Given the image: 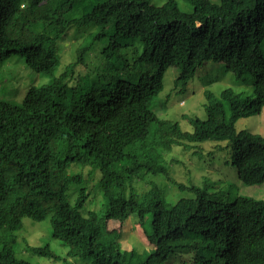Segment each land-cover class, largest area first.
<instances>
[{
  "label": "trees",
  "instance_id": "1",
  "mask_svg": "<svg viewBox=\"0 0 264 264\" xmlns=\"http://www.w3.org/2000/svg\"><path fill=\"white\" fill-rule=\"evenodd\" d=\"M182 1L190 13L181 12L177 0L160 6L102 0L69 18L80 0H0V65L17 54L27 69L50 78L28 87L20 103L0 98V264H31L16 256V233L23 219L47 217L52 237L69 247L68 258L90 264H133L134 258L137 264H160L175 255L184 256L182 264H264V201H223L211 184H181L164 160L134 151L152 124L166 125L168 142L188 150L227 141L231 156L225 164L238 180L264 182V137L235 128L264 108V0ZM90 26L96 28L90 41L56 75L60 38ZM135 41L144 47L142 55L104 73ZM99 42L100 66L77 72ZM208 61L223 64L237 80L253 78L255 97L207 92L206 118L190 119L191 132L159 119L150 103L163 90L165 72L179 68L176 80L185 86ZM139 66L147 69L129 82L126 71ZM147 177L162 183L151 181L140 192ZM170 186L186 196L169 201ZM93 191L104 200L99 212L84 209ZM131 216L151 247L144 255L123 250L119 240L126 231L121 236L108 227L110 219ZM28 251L58 259L47 246Z\"/></svg>",
  "mask_w": 264,
  "mask_h": 264
},
{
  "label": "rangeland",
  "instance_id": "2",
  "mask_svg": "<svg viewBox=\"0 0 264 264\" xmlns=\"http://www.w3.org/2000/svg\"><path fill=\"white\" fill-rule=\"evenodd\" d=\"M102 0H80L69 14V18L78 17L88 12L94 5ZM155 6L164 4L167 0H150ZM217 4L219 0H209ZM178 8L183 13H190L192 8L182 0H177ZM96 31L94 26L87 28H72L68 33L58 41L60 65L56 75L62 71L65 65L74 61L77 49L88 43L90 33ZM63 38V39H62ZM62 39V41H61ZM132 47L121 49L117 59L112 60L104 73L110 74L114 69L120 68L127 61L133 63L144 51V47L139 42H132ZM104 48V42L96 43L85 59V65L78 67L79 73L91 72L100 66V53ZM261 52L264 58V44ZM99 55V56H98ZM101 57V56H100ZM23 58L17 54H12L10 58L0 65V98L20 103L30 86H42L50 81L49 77L42 74H36L27 69L23 64ZM146 66H139L137 70H127L126 74L131 83H136L140 74L146 70ZM179 68L172 67L168 69L163 76V90L150 103L151 109L159 117L168 123H176L182 132H191L192 125L190 119L198 118L204 120L206 93L210 92L213 96L219 98L225 90H231L235 94L243 97L254 98L255 89L253 78L244 74L237 80L230 72H227L223 64L208 61L197 68L194 76L185 86L177 82ZM84 76V75H82ZM177 83V84H176ZM184 87V88H183ZM83 92V89H82ZM235 128L237 131H247L252 134H258L264 137V108L258 115L239 119ZM171 135L166 125L152 124L149 130V136L144 142L134 143V151L140 156H147L153 159H162L170 166V176L177 182L189 185V181L195 185L211 184L210 191L219 193L223 201H233L237 197H247L264 201V182L259 185L249 186L240 182L236 176V171L225 162L230 159L231 152L227 141L205 142L195 144L191 149L182 148L183 146L173 145L168 142ZM228 146V148H226ZM197 153V154H196ZM153 181L162 183L160 178L147 177V180L141 185L142 190L149 188V183ZM95 184V183H94ZM92 189V187H90ZM167 195L170 201L178 200L181 195L176 187H171ZM217 190V191H215ZM71 201V198H70ZM104 200L101 194L96 191L89 195L84 209L99 212L102 209ZM136 217L131 216L125 221L120 219H110L107 221L110 229H116L121 236L126 231L125 237L119 240L123 250L134 253V255H144L149 252L151 247L146 243L141 229L136 223ZM17 244L15 246L16 256L22 258L31 264H64L65 261H71L74 264H90L89 261L79 258H68L69 247L56 240L51 235L50 219L47 217L41 222H33L23 219V228L16 233ZM47 246L58 257L56 261L48 258L34 255L28 251V247ZM136 257V256H134ZM183 255L172 256L166 262L160 264H182ZM133 264H137L134 258Z\"/></svg>",
  "mask_w": 264,
  "mask_h": 264
}]
</instances>
